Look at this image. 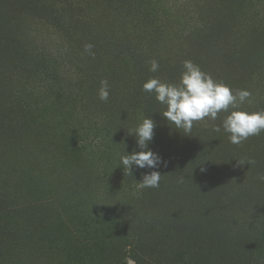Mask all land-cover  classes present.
Here are the masks:
<instances>
[{
  "label": "trees",
  "instance_id": "trees-1",
  "mask_svg": "<svg viewBox=\"0 0 264 264\" xmlns=\"http://www.w3.org/2000/svg\"><path fill=\"white\" fill-rule=\"evenodd\" d=\"M1 47L2 57L10 56L0 68L1 166L18 155L14 140L57 103L77 110L75 126L86 139L79 147L92 166L113 146L121 124L130 154L140 149L129 133L145 117L154 121L148 147L166 161L158 169L159 187L138 184L152 169L134 166L131 174L120 164L115 172L125 183L131 224L115 264H240L247 246L254 255L264 238V131L233 144L222 121L234 110L264 111V0H0ZM152 60L156 72L149 70ZM184 60L234 93L249 91V99L214 121L194 122L187 135L175 129L161 115L165 106L142 86L151 78L178 83ZM102 80L109 85L107 101L98 95ZM85 135L96 140L90 145ZM44 147L60 159L58 144L48 140ZM59 176L64 186L29 217L20 213L17 191H0V264H11L13 248L34 249L43 222L65 229L63 203L114 202L111 189L94 188L89 172L70 169ZM251 198L239 222V209Z\"/></svg>",
  "mask_w": 264,
  "mask_h": 264
},
{
  "label": "rangeland",
  "instance_id": "rangeland-1",
  "mask_svg": "<svg viewBox=\"0 0 264 264\" xmlns=\"http://www.w3.org/2000/svg\"><path fill=\"white\" fill-rule=\"evenodd\" d=\"M17 7L13 6L12 9L17 11ZM7 58L10 56L2 57L1 47L0 68L3 65L2 60L8 62L6 66L10 64V59ZM72 109L74 106L57 103L44 113L39 121L34 119V124L14 140L16 148H19L18 155L10 159L11 166L0 165V191L11 192L13 195L17 191L20 213L29 217L40 209L45 210L42 200L50 197L58 185L64 186L59 175L70 169H79L85 174L89 172L94 182L97 180V183H94L97 190L103 191L107 187L111 189L110 195H114V202L109 204L104 200L94 199L77 204L79 200H73L58 206L59 209L62 208L61 220L67 227H58L52 220L43 222L40 225L43 233L35 248L11 249V264H115V252L131 228L125 213L127 198L125 191H122V184L125 183L115 173L121 164L122 153L126 155L129 151L125 137L128 129H123L122 124L117 128L111 137L113 146H109L105 153L97 154L95 166H92L89 164V152L79 147L85 139L81 136L84 131L75 126V122L78 124L75 118L78 113ZM59 120L63 124L59 123ZM0 134L2 143V133ZM93 136L96 138L95 135H85L89 138L87 143L90 142V145L96 140H93ZM48 140L54 141L59 148L62 144L59 160H56L58 156L55 153H50L44 147ZM0 152L2 159V148ZM108 181L111 182L109 186ZM258 192L256 190L254 195L257 196ZM254 201L255 199L251 198L242 204L239 209V222L244 217V207L248 208ZM5 222L6 220L3 223ZM10 222L12 218L7 223ZM14 229L16 230L15 227ZM17 231L21 232V228ZM260 239L251 250L253 256L249 255L247 246L240 264H264V238ZM4 246L6 245H2V249ZM131 263L132 261L125 260L121 264Z\"/></svg>",
  "mask_w": 264,
  "mask_h": 264
},
{
  "label": "clouds",
  "instance_id": "clouds-1",
  "mask_svg": "<svg viewBox=\"0 0 264 264\" xmlns=\"http://www.w3.org/2000/svg\"><path fill=\"white\" fill-rule=\"evenodd\" d=\"M91 44L85 45L90 51ZM183 71L178 83H166L157 78H151L142 86L143 91L154 93L155 99L165 106L162 116L168 124L175 129L183 130L187 135L191 133L194 122L205 121V118L216 120L221 111L227 112L229 108L237 109L238 105L245 103L251 95L247 90H236L235 93L223 83L203 72L191 60L182 62ZM159 64L152 60L150 71L156 72ZM99 89V99L107 101L109 98V85L102 80ZM155 123L151 118L145 117L142 122L129 134H134L139 151L133 150L130 154L121 155L120 163L123 169L132 174L133 167L139 169H152L142 175L138 182L141 188H158L161 174L158 169L166 161L148 145L154 137ZM222 128L228 133V139L233 144H240L251 136H257L264 131V111L247 112L242 110L231 111L222 121ZM220 126H214L219 132ZM248 164L253 163L249 160ZM264 180V175L260 176Z\"/></svg>",
  "mask_w": 264,
  "mask_h": 264
}]
</instances>
